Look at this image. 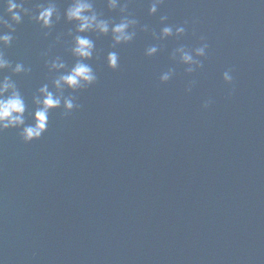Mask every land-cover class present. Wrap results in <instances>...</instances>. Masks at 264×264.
Returning a JSON list of instances; mask_svg holds the SVG:
<instances>
[{
	"label": "water",
	"instance_id": "water-1",
	"mask_svg": "<svg viewBox=\"0 0 264 264\" xmlns=\"http://www.w3.org/2000/svg\"><path fill=\"white\" fill-rule=\"evenodd\" d=\"M48 0H30V9ZM61 20L42 29L25 17L0 52L24 97L25 123L32 124L33 98L57 58L65 71L74 25L55 0ZM135 19L136 36L112 46L111 36L89 33L95 51L88 63L94 85L75 93L74 109L49 113L47 131L25 144L20 130L0 133V260L3 264H163L213 180L246 110L264 65V4L258 0H163L155 16L151 0H121ZM103 19L118 23L119 9L94 0ZM169 26L182 37L160 39ZM147 30H142L144 26ZM207 43L202 67L186 73L176 49ZM157 47L147 57L149 47ZM115 51L118 68L107 66ZM169 69L166 83L160 76ZM231 69L233 83L222 76ZM191 87V90L187 89ZM209 102L205 109L203 105Z\"/></svg>",
	"mask_w": 264,
	"mask_h": 264
},
{
	"label": "clouds",
	"instance_id": "clouds-1",
	"mask_svg": "<svg viewBox=\"0 0 264 264\" xmlns=\"http://www.w3.org/2000/svg\"><path fill=\"white\" fill-rule=\"evenodd\" d=\"M30 0H0V49L7 48L13 41V34L16 27L19 26L25 17L33 20L42 29H51L54 24L61 20L55 0H48L47 3L37 4L33 9L28 5ZM264 4V0H258ZM163 0H151L148 14L155 16L162 5ZM107 8L112 11L119 9L121 19L118 23H113L103 19L94 7V0H70V3L63 12V19L67 24L74 25L72 36L71 56L75 59L72 67L65 71V63L57 58L50 65L49 71L60 73L53 81V88L56 92L50 91L47 84L41 87L38 94L33 98L36 105L32 115L33 123L26 125L25 112L26 104L24 97L18 90L15 81L10 76H4L0 79V133L8 130H20V137L25 144L41 139L47 131L49 113L60 109L63 106L64 113H71L75 107L72 96H64L65 89L75 93L94 85L97 76L93 68L88 63L92 60L95 51L94 41L88 34L98 36H111L112 46L117 47L126 45L133 41L136 36L137 21L130 18L127 14V5L122 4L121 0H106ZM167 16L160 17L161 25H164L160 31V39L170 37H182L185 33V26H169ZM144 31L147 26L143 27ZM207 43H202L194 52L187 51L184 47L176 49L173 53V60L179 55V62L186 67V73L192 74L195 70L202 67L200 58L205 57ZM157 47H149L145 51L147 57H153L157 53ZM107 66L115 71L118 68V55L115 51L109 52L106 58ZM11 69L13 76H19L26 73L23 64L17 63L13 68L10 62L0 52V73ZM174 75V70L169 69L160 76V83L166 84ZM226 85L233 83L231 69L226 70L222 76ZM191 90V87L187 89ZM209 102H205L203 108L208 107ZM0 264L3 261L0 260Z\"/></svg>",
	"mask_w": 264,
	"mask_h": 264
}]
</instances>
